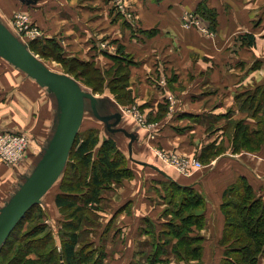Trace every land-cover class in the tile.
I'll use <instances>...</instances> for the list:
<instances>
[{
  "label": "crops",
  "instance_id": "crops-1",
  "mask_svg": "<svg viewBox=\"0 0 264 264\" xmlns=\"http://www.w3.org/2000/svg\"><path fill=\"white\" fill-rule=\"evenodd\" d=\"M3 1L0 0V28L35 56L40 54L31 45L54 39L64 54L91 58L97 65L106 66L112 59L105 52L116 53L121 46L130 57L127 85L134 94L135 108L143 107L145 114L157 118L160 109L167 106L165 116L145 128L135 119L133 107L112 96L99 98L92 93L100 117H107L109 125L117 114L121 115L118 124L107 126L91 111V116L104 124L106 137L116 139L119 135L118 146L128 153L133 171L132 176L122 179L114 194L104 193L102 201L107 205L95 211L100 223L96 220L87 224L81 233L88 236L94 248L105 251L103 264H130L135 260L138 245L150 235L146 219L154 225L157 235L162 232L169 221L163 216L166 208L155 205L157 199L164 200L163 184L172 179L182 186H194L205 199V225L196 229L203 241L204 262L177 261L170 251L162 257L167 262L158 264H211L208 257L220 264L224 256L223 194L245 176L264 199V146L256 153H248L251 158L227 151L204 164L200 156L204 147L224 138L218 118L223 117L229 105L233 106L234 116L243 114L250 129H257V122L248 113L236 109L234 93H245L247 99L248 91L264 86V0H206L217 13L212 37L183 23L184 15L197 10L201 0H125L126 13L120 12L114 0H10L12 16H7L9 6ZM18 12L29 16L32 26L40 30L38 36L17 30L14 15ZM204 24L206 30L212 26L206 19ZM86 107L91 109L89 99ZM63 111L52 86L0 54V132H22L30 138L21 164L0 161V214L14 202L53 147ZM213 120L216 124L210 132L206 122ZM128 134L134 135L133 140ZM157 149L199 160L204 167L182 172L164 162ZM53 188H57L54 199L44 200ZM58 192L55 184L39 206L60 248L58 233L64 215L56 203ZM261 263L264 264V252L259 257L258 264Z\"/></svg>",
  "mask_w": 264,
  "mask_h": 264
},
{
  "label": "trees",
  "instance_id": "trees-1",
  "mask_svg": "<svg viewBox=\"0 0 264 264\" xmlns=\"http://www.w3.org/2000/svg\"><path fill=\"white\" fill-rule=\"evenodd\" d=\"M196 11L200 16L209 20L212 27L215 26L217 13L210 9L205 1L200 2ZM53 44L57 43L53 42ZM52 46L50 40L45 41V44L37 41L31 45V49L39 52ZM55 47L62 50L58 44ZM105 53L118 63L115 67L117 70L114 68L116 71L113 79L118 80L123 77L122 79L127 80L130 72L127 64L130 62V57L123 53L122 47L119 46L116 53ZM64 59L68 58L63 55L59 58L62 62ZM78 62L85 66L83 61L78 60ZM93 63L95 64V62L89 64L99 70ZM118 71L121 73L118 74ZM92 88L95 92H100L103 90V85ZM122 94L121 99L125 95L128 96V92L124 90ZM262 94L264 95L263 85L258 86L253 92H248L246 104L253 110L252 118L257 120L258 126L257 129L251 130L247 123L236 125L233 133V153H238L243 149H259L264 143V117L260 118L264 115V102L261 103L256 99ZM165 107L166 105L162 108ZM160 110L158 119L165 116L167 108ZM96 132L90 130L85 137H82L80 132L78 133L62 178L57 184L59 192L56 195V203L64 215L63 227L58 233L60 248L53 231L43 220L45 211L41 206L35 205L12 231L0 250V258L8 259L9 264H103L106 254L103 249L94 248L89 240L83 246L77 247V245L81 241L84 226L89 223L93 224L97 217L95 211H101L99 204L103 199L102 193L105 187L108 185L112 187L111 183L114 181L121 182L123 178L132 176L133 171L129 166V158L118 146L117 140L113 137H106L100 143ZM99 143L98 157L94 160L96 163H93L90 178L82 182L79 165L82 163L84 167H88L91 164V151ZM222 153L220 148L210 143L203 148L201 161L209 164ZM73 158L79 160H73ZM68 169L71 170L69 174H67ZM74 178L76 180H73ZM107 183L110 184L107 185ZM163 185L166 192L163 199L169 206L166 208V213L172 217L158 235L154 225L146 219L151 228L147 226L146 231L153 237L150 246L152 250L146 257L148 258L147 264L166 263L167 259L162 257L170 251L179 261L189 262L192 258L202 259L203 241L196 229H201L205 225L206 220L202 212L205 209L204 197L191 185L182 186L172 180ZM221 210L225 215V227L221 239L224 256L220 264H258L259 257L264 252V199L256 194L253 185L245 176H242L225 190ZM82 221L84 222L83 227L81 226ZM174 239L177 241L174 242ZM146 251L143 248L139 255L144 256L147 254ZM31 253L36 256L35 260L28 258ZM141 262L136 261L130 264H144Z\"/></svg>",
  "mask_w": 264,
  "mask_h": 264
},
{
  "label": "rangeland",
  "instance_id": "rangeland-1",
  "mask_svg": "<svg viewBox=\"0 0 264 264\" xmlns=\"http://www.w3.org/2000/svg\"><path fill=\"white\" fill-rule=\"evenodd\" d=\"M202 1L206 2V0H201V2ZM3 4L8 5L9 6V10L11 9V6H13V2L10 1V0H4ZM15 6H18V5L16 4ZM207 6H208V3H207ZM12 13H13V11L10 10V14H8L7 16H12ZM117 13H118V11H117ZM189 13H192V14L194 13L196 16H198L200 18V20H201L202 26L204 27V25H205L204 24V20L206 18H203L202 16H200V14L196 10H189ZM192 27H196V28L199 29V27L197 25L192 26ZM204 28H206V27H204ZM213 32H214V27L211 26L209 29L206 30V32H203V33H205L204 35H206V36L212 37ZM20 33H22V32H20ZM42 36H43V34H42ZM53 42H55V40H53V39L50 40V43L53 46L51 48L46 47L45 49L39 51L38 53L40 54V56H37L39 59H41V61L46 66L51 68L53 71L60 72V73H66V74L70 75L71 77L75 78L83 88H85L86 90H88V91H90L92 93L93 92L96 93V95L99 96V98H105L106 96H112V97H114V99H117L121 103H124L126 105L128 104L129 105L128 107H133L132 109H134V111H135L134 112L135 115H136L135 119H137V121L139 119L138 116H141L143 121L146 124H152L153 121H156V120L158 121V120L162 119V118L161 119L154 118L150 113H148V114L146 113L145 114L144 110L142 109L143 107L141 109L138 108L139 110L137 108H135L137 103L135 102V97H133L134 94L132 93V91H130L128 89L127 80L122 79L123 77H120V79H118V80H114L113 79V74L117 70L115 67L118 65L116 60L111 58L112 59V63L110 65L104 66L102 64H99L101 67L99 65H97L96 63L95 64L93 63V65L95 67L99 68V70H100L99 71V70L94 69L92 64H89L90 62H94L91 58H87V57L84 58V57H79V56H76V55L66 54L65 53L67 55L66 56L64 54L63 50H59V48L55 47V46H57V44H53ZM42 46H43V44L40 46V48H42ZM61 55H63L65 58H68V59H64V62L60 61L59 58H61ZM74 59H76V60H74ZM78 60L79 61H83L85 66L82 63L78 62ZM116 63H117V65H116ZM114 68L116 70H114ZM119 73H121V72L118 71V74ZM101 84L103 85V90L100 91V92H95L92 87L93 86L97 87V86H100ZM216 88H218V87H216ZM123 90H124V92H128V96L125 95L123 97L124 99L122 100L121 96H123V94H122ZM222 92L225 93V90L223 89ZM234 94H235V100H236V103H237V106H238V108H236V109H239L240 111L245 112L246 114L248 113L252 117L253 116L252 115V111L253 110H251V108L246 104L248 102V100L244 99L245 98V93L242 94V95L241 94L237 95L238 93L235 92ZM256 99L258 101H260L261 103H263L264 102V95L263 94L259 95V96H257ZM243 106H245V108H242ZM232 107H231V105L227 106L226 108H228V109H227L226 113L224 115H222L223 116L222 118H218L219 119V124H221L219 126L222 127V129H224V132L221 133V136L224 135V138L222 139V141H220L218 143H216L217 142L216 140L212 142V143H214L215 147L216 148H220L223 153L227 152V151H232L233 152V149H232V144L234 142L233 133L235 131L236 125H238L239 123H244L246 125V123H247L246 122V117L243 114H239L238 116H234V112L231 110ZM166 108H167V106L165 108H161V109H166ZM136 112H138V115L136 114ZM240 115H243V116H240ZM263 117H264V115H262L260 118H263ZM252 119H254V118H252ZM83 120H84V122H83L82 127L80 128V131H81L80 135L82 137H85L87 134H89L90 130H95V131H97L96 133L99 135L100 143H102V141L106 137V132L104 130L105 126L103 127L104 124L102 122L98 121L97 119L93 118L91 116V111L87 110V109H86L85 117H84ZM255 121H257V120H255ZM213 122H214V120L211 121V122H208V123L206 122V125L208 127H210L208 129V131H210V132H211L212 129H214L215 124H216V123L214 124ZM247 124H249V123H247ZM249 126H250V124H249ZM210 136H212V135L210 134L208 137H210ZM118 138H119V135L116 136V139H118ZM100 143L94 149H92V151H91L92 152L91 164L88 167H84L82 165V163H81V165H79V167H80L79 173L81 174V181L82 182H84V180H87V179L90 178L93 163H96V161H94V160L98 157L97 153H98V150H99L98 146L100 145ZM252 145L255 146L256 144H252ZM121 146H123V149H126L124 144L121 143ZM263 146H264V143L261 145V147L259 149H254V150L243 149V150H240L238 153H242V154H244L245 157H247V158L250 157L251 158L252 157L251 154L250 155H247V154L248 153H253V152L256 153L260 149H262ZM125 154L127 156L128 153H125ZM73 160H79V159H74L73 158ZM72 162H74V161H72ZM70 171L71 170L68 169L67 174H69ZM83 177H84V179H83ZM61 178H62V176H61ZM73 180H76V178H74ZM108 184H110V183H107V185ZM119 184H120V182L114 181L113 183H111L112 187H109L110 185H108V187H105L104 192L102 193V195H104V193L108 194L109 196L114 194L116 192V189H117L116 187H119ZM53 189H54L53 192L51 194H48V196L44 200L52 201L54 199L55 192L57 191V188L56 189L53 188ZM163 202H166V201L163 200L161 202L160 199H157V203L158 204L155 205V206L156 207L167 208V205H165V203H163ZM106 205H107V201H101L100 204H99L100 209L104 210V207H106ZM155 210H158V209H155ZM154 214L156 216V213H154ZM56 216H60V215H56ZM163 216L165 217L166 220H170L171 217H172L171 215H169V213H166V211L164 212ZM43 220H44V222H46L45 218ZM96 220L100 223V218L96 217ZM81 226L82 227L84 226V222L83 221L81 223ZM144 226H146V225L143 222V227ZM147 226L149 227L148 224H147ZM51 230L53 231V229H51ZM60 230L61 229H59V231ZM184 233L187 234L186 231H184ZM142 235H144V234H142ZM143 238H144V241H142L140 243H144L146 245H144L145 247L138 245V248H137L138 252H136L135 260L137 262H141L142 261L141 263L147 264L148 263L147 262L148 258H146V257L148 255V253H150L151 250H152L150 248V246L152 245L153 237L150 234V235H148V237L145 236ZM88 240L89 239H88L87 235L81 236V241L78 243L79 246L80 245L83 246ZM174 240H175V242L177 241V239H174ZM148 245H149V247H148ZM113 248L114 249L117 248V245H114ZM143 248H145L147 250L146 251L147 254H145L144 256H141L139 254H140V251ZM211 248H212V246H210V249ZM140 256H141V258H140ZM28 258H30L32 260H35L36 256L31 253L28 256ZM7 260L5 258H0V264H9V262ZM136 261L133 260V262H136ZM177 261H179V259H177ZM213 261H214L213 258L208 257V262L209 263H211V264L213 263L214 264ZM194 262L203 263L204 259L202 257V259H200V260L189 261V263H194ZM205 263H206V260H205Z\"/></svg>",
  "mask_w": 264,
  "mask_h": 264
},
{
  "label": "water",
  "instance_id": "water-1",
  "mask_svg": "<svg viewBox=\"0 0 264 264\" xmlns=\"http://www.w3.org/2000/svg\"><path fill=\"white\" fill-rule=\"evenodd\" d=\"M0 54L30 75L52 86L64 110L53 147L39 162L32 173L30 181L14 202L2 209L0 214L1 250L12 231L26 216L27 212L33 206L41 204L42 197L61 179L87 109L86 99L90 100L91 105V109L87 110L92 111L97 117H100V115L97 100L92 92L83 88L70 75L53 71L20 42L7 36L1 28ZM100 119L107 122V126L109 125L107 117H100ZM120 119L121 115L117 114L116 120L110 123L109 126L118 124ZM111 130L118 131L114 128ZM129 136L133 140L134 135Z\"/></svg>",
  "mask_w": 264,
  "mask_h": 264
},
{
  "label": "built area",
  "instance_id": "built-area-1",
  "mask_svg": "<svg viewBox=\"0 0 264 264\" xmlns=\"http://www.w3.org/2000/svg\"><path fill=\"white\" fill-rule=\"evenodd\" d=\"M125 0H114L115 6L122 13H126L124 6ZM194 14V13H193ZM192 13H186L183 18V23L185 26L192 27L197 25L201 30L206 31L201 24V20L198 16ZM128 17H130L128 15ZM14 24L17 30L24 32L29 35L38 36L40 30L32 26L29 20V16L23 12H18L14 15ZM138 115V112H136ZM138 122L143 127L151 126V124H146L141 116H138ZM30 144V138L26 133L22 132H0V161L8 165H18L25 160L27 155V150ZM158 156L167 164L176 167L182 172H189L192 169L203 168L202 162L196 159H189L188 157L179 156L176 153H168L163 149H157Z\"/></svg>",
  "mask_w": 264,
  "mask_h": 264
}]
</instances>
